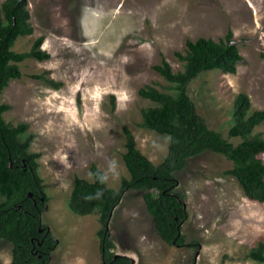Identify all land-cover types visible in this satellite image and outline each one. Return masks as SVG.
Returning <instances> with one entry per match:
<instances>
[{"label": "rangeland", "instance_id": "rangeland-1", "mask_svg": "<svg viewBox=\"0 0 264 264\" xmlns=\"http://www.w3.org/2000/svg\"><path fill=\"white\" fill-rule=\"evenodd\" d=\"M26 1L34 31L14 49L30 50L44 36L42 49L51 57L20 63L23 76L0 96L11 105L4 118L28 124L27 134L35 135L30 150L42 154L39 172L49 197L42 219L57 239L50 264H103L100 213L80 215L70 208L75 177L93 180L95 164L108 186L119 189L130 177L125 127L150 160H164L170 136L141 126L142 109L157 103L139 90L150 85L172 91L155 65L165 59L174 72L183 70L177 53H186L188 39L219 41L231 30L243 57L236 73L209 70L189 86L210 128L228 135L241 92L248 93L253 110H264V0ZM40 73L62 86L32 77ZM255 133L264 137V122ZM232 167L224 155L207 151L176 172L189 213L184 245L158 235L142 191H126L106 226L116 244L111 251L127 256L129 264H264L249 256L264 242V202L250 199L225 173ZM12 259L13 244L0 239V264Z\"/></svg>", "mask_w": 264, "mask_h": 264}, {"label": "trees", "instance_id": "trees-1", "mask_svg": "<svg viewBox=\"0 0 264 264\" xmlns=\"http://www.w3.org/2000/svg\"><path fill=\"white\" fill-rule=\"evenodd\" d=\"M31 13L26 0H5L0 7V96L13 79L23 76L20 63L27 59L46 60L50 53L42 49L45 37H38L30 50L14 49L20 37L32 34ZM43 41V42H42ZM230 30L216 41L201 37L188 39L185 54L177 53L184 69L174 72L163 59L155 69L170 83L172 91L145 86L139 94L157 103L142 109L141 126L170 136L168 153L155 164L137 146L133 131L125 127L126 151L123 154L130 177H124L119 189L108 186L105 173L92 164L93 180L76 176L70 208L80 215L100 213L103 227L99 230L103 264H129L127 256L111 250L115 243L106 231L108 220L128 190L143 192L147 209L154 219L158 235L169 244L184 245L183 223L189 217L185 197L178 191L176 172L184 169L192 157L212 151L233 162L225 173L237 178L245 194L264 202V137L255 133L264 122V110H253L248 93L241 92L234 100L232 124L228 135L210 128L198 112L190 96L189 86L201 73L219 69L236 73L243 60ZM34 79L59 88L61 82L44 73ZM11 105L0 102V239L13 244L12 264H50L57 239L43 223L49 197L44 178L39 172L40 152L30 150L34 134H27L28 124H12L4 118ZM26 136V137H25ZM231 138H241L237 144ZM48 234V235H47ZM48 245V246H47ZM249 256L264 262V242L253 248Z\"/></svg>", "mask_w": 264, "mask_h": 264}, {"label": "water", "instance_id": "water-1", "mask_svg": "<svg viewBox=\"0 0 264 264\" xmlns=\"http://www.w3.org/2000/svg\"><path fill=\"white\" fill-rule=\"evenodd\" d=\"M108 223H109V220H108V222H107V226H108ZM119 257V255L117 254V255H115V259H117Z\"/></svg>", "mask_w": 264, "mask_h": 264}, {"label": "bare ground", "instance_id": "bare-ground-1", "mask_svg": "<svg viewBox=\"0 0 264 264\" xmlns=\"http://www.w3.org/2000/svg\"><path fill=\"white\" fill-rule=\"evenodd\" d=\"M43 42V41H42ZM10 109V108H9ZM48 235V234H47ZM48 246V245H47Z\"/></svg>", "mask_w": 264, "mask_h": 264}, {"label": "clouds", "instance_id": "clouds-1", "mask_svg": "<svg viewBox=\"0 0 264 264\" xmlns=\"http://www.w3.org/2000/svg\"><path fill=\"white\" fill-rule=\"evenodd\" d=\"M115 255H117V254H115Z\"/></svg>", "mask_w": 264, "mask_h": 264}]
</instances>
